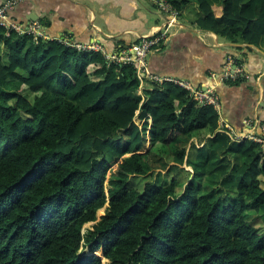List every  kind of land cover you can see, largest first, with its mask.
Masks as SVG:
<instances>
[{
	"label": "trees",
	"instance_id": "1",
	"mask_svg": "<svg viewBox=\"0 0 264 264\" xmlns=\"http://www.w3.org/2000/svg\"><path fill=\"white\" fill-rule=\"evenodd\" d=\"M166 1L180 17L191 2ZM195 1L194 26L262 48L264 0ZM149 87L135 65L0 27V264H264V147L175 83Z\"/></svg>",
	"mask_w": 264,
	"mask_h": 264
},
{
	"label": "crops",
	"instance_id": "2",
	"mask_svg": "<svg viewBox=\"0 0 264 264\" xmlns=\"http://www.w3.org/2000/svg\"><path fill=\"white\" fill-rule=\"evenodd\" d=\"M9 1H16V5L7 13L8 22L36 23L48 40L98 46L106 57L137 46L141 37L155 34L168 20L152 0H0V8ZM220 2L215 0L217 5ZM200 15L195 0L183 8L165 45L149 57L152 75L185 81L194 89L212 88L220 100L222 127L231 126L236 135L264 136L261 129L252 132L246 125L248 120L264 124V45L233 44L202 31L192 24ZM229 66L242 72L235 80L226 81L223 77ZM152 82L146 81L140 94Z\"/></svg>",
	"mask_w": 264,
	"mask_h": 264
},
{
	"label": "built area",
	"instance_id": "3",
	"mask_svg": "<svg viewBox=\"0 0 264 264\" xmlns=\"http://www.w3.org/2000/svg\"><path fill=\"white\" fill-rule=\"evenodd\" d=\"M152 1L158 6L160 14L168 17L166 25L151 36L141 37L140 42L137 46L127 48L121 55L107 56V61L109 62V64L135 65L137 68L138 79L141 82V89L145 85L146 81H154L157 83H163L166 81L173 82L176 85L187 90L190 96L200 105H211L218 111L220 107V100L218 95L212 88L206 90L194 89L189 83L185 81L163 80L152 75L148 65L149 57L151 54L159 51L165 45L170 36L169 29L172 28L180 18V13L174 10L166 0ZM15 5L16 1H9L2 8H0V27H5L6 29L15 31L21 35H31L34 37V40L36 42L39 41V39L47 40L48 37L43 33L41 27L36 23L22 25L12 22L10 23L7 21V13L9 10L13 9ZM68 46H73L76 49L84 52L101 51L100 47L98 46H75L72 44ZM241 72L242 70L236 69V67L235 70H233L231 66H229L223 78L226 81L235 80L241 74ZM246 125L252 132L255 131L254 129L256 128L264 131V124H261L258 121L248 120L246 122ZM221 131L227 133L235 141L249 139L262 144V146L264 147V136L259 137L254 134L236 135L231 126H221Z\"/></svg>",
	"mask_w": 264,
	"mask_h": 264
},
{
	"label": "rangeland",
	"instance_id": "4",
	"mask_svg": "<svg viewBox=\"0 0 264 264\" xmlns=\"http://www.w3.org/2000/svg\"><path fill=\"white\" fill-rule=\"evenodd\" d=\"M187 16V15H186ZM136 123H138V125H141L142 123L141 122H139V120L137 119L136 120ZM148 146V147H147ZM150 148V145H149V143H148V145H145V148L143 149V151L142 152H146L148 149ZM188 170L190 169V168H187ZM186 169V170H187ZM187 170V171H188ZM109 179H110V174L107 176V183H106V192H108V190L110 189V187H109V185H108V181H109ZM142 180V182H147V181H153V179H151V178H143V179H141ZM182 180H186V175L185 174H183L182 175ZM107 208H108V204L106 205V207L104 208V209H102L101 211H99L98 212V214H97V221L96 222H94V223H90V224H87V225H85V227L83 228V236H86V235H88V232H90V231H93V227L101 220V218L106 214V210H107ZM260 225H258L257 227H259ZM261 227V226H260ZM262 230V232L264 231L263 229H261ZM83 247H82V249H81V251H80V254L81 255H86V256H88V255H90L91 253H90V249H89V244L87 243V242H84L83 243ZM98 257H100L101 258V260H102V262H103V264H110V262L107 260V259H105L104 258V256H103V252L101 251V250H99V251H97L96 253H95ZM106 260V261H105Z\"/></svg>",
	"mask_w": 264,
	"mask_h": 264
},
{
	"label": "bare ground",
	"instance_id": "5",
	"mask_svg": "<svg viewBox=\"0 0 264 264\" xmlns=\"http://www.w3.org/2000/svg\"><path fill=\"white\" fill-rule=\"evenodd\" d=\"M149 141V140H148ZM147 145H148V143H147ZM148 147V146H147Z\"/></svg>",
	"mask_w": 264,
	"mask_h": 264
}]
</instances>
